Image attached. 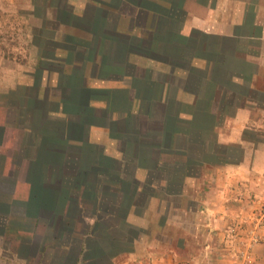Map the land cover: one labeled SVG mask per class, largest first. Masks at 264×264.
Segmentation results:
<instances>
[{"label":"crops","instance_id":"obj_1","mask_svg":"<svg viewBox=\"0 0 264 264\" xmlns=\"http://www.w3.org/2000/svg\"><path fill=\"white\" fill-rule=\"evenodd\" d=\"M55 9L61 37L39 42L36 70L0 90V260L138 259L132 230L159 201L153 191L167 186L176 153L201 134L245 148L241 162L186 177L211 182L194 198L208 226H225V201L249 199L242 185L264 179V147L243 140L264 133V0H60Z\"/></svg>","mask_w":264,"mask_h":264},{"label":"rangeland","instance_id":"obj_2","mask_svg":"<svg viewBox=\"0 0 264 264\" xmlns=\"http://www.w3.org/2000/svg\"><path fill=\"white\" fill-rule=\"evenodd\" d=\"M57 3L60 4V0H0V90L22 82L26 77L25 72L35 71L40 58L39 42L44 43L46 37H61L65 31V26L59 24L58 18H54L55 13L58 14L55 9ZM233 112V108L225 111L227 114ZM220 121L224 125L227 119ZM213 137V133L201 134L200 142H194L198 146L176 153V165L165 170L167 186L155 185L157 189L153 192L159 201L151 204V211L143 213L144 223H140L142 228L131 233V237L135 234L138 236V259H143L145 264L152 260L156 264H263L264 179H257L254 185H242L243 191L249 192V199L231 196L225 201L229 213L226 214L225 226L219 228L207 225L209 222L200 211V202L194 198L197 189H208L207 184L210 183V186L211 182L205 180L200 183L196 180L186 183L188 176L192 178L197 173H212V166L226 164L222 151L215 154L201 147ZM243 140L249 141L252 147H264L262 132L248 130ZM244 157L245 148L241 161ZM236 159V156L232 157V160ZM260 168L264 171V162ZM158 176L154 175V184ZM236 189L235 186L231 187L233 191ZM154 207L157 211L153 210ZM235 225L239 226L238 235L229 243L227 232ZM131 243L126 239L124 247L131 251ZM247 248L251 254L249 260L242 253ZM122 255L118 258H122ZM138 259L125 262L138 264ZM6 261L0 260V264H7Z\"/></svg>","mask_w":264,"mask_h":264},{"label":"trees","instance_id":"obj_3","mask_svg":"<svg viewBox=\"0 0 264 264\" xmlns=\"http://www.w3.org/2000/svg\"><path fill=\"white\" fill-rule=\"evenodd\" d=\"M212 143V139L210 140ZM214 141V140H213ZM211 143L206 144L205 150L212 151L216 153H219V151H222L223 156H225L226 160L225 163H238L243 159V146L241 144H219L215 142V146ZM214 147V148H213ZM217 148V149H216ZM238 154V155H235ZM236 156V160H232V157ZM238 156V157H237ZM187 157V154L185 155V158ZM183 158V159H185Z\"/></svg>","mask_w":264,"mask_h":264},{"label":"built area","instance_id":"obj_4","mask_svg":"<svg viewBox=\"0 0 264 264\" xmlns=\"http://www.w3.org/2000/svg\"><path fill=\"white\" fill-rule=\"evenodd\" d=\"M238 225H235V226H232V227H230V229H229V231L227 232V241H229V243L230 242H232V241H234V238L238 235L237 234V229H238ZM253 237V236H252ZM251 237V238H252ZM249 250H248V248L246 249V251L244 250L242 253H243V255L247 258V260H249L250 259V257H251V254L248 252Z\"/></svg>","mask_w":264,"mask_h":264}]
</instances>
